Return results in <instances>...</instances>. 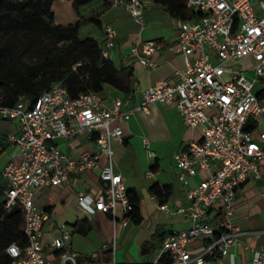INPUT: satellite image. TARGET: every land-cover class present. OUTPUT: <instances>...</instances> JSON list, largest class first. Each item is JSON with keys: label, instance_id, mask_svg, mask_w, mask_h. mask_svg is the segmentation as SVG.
Listing matches in <instances>:
<instances>
[{"label": "built area", "instance_id": "1", "mask_svg": "<svg viewBox=\"0 0 264 264\" xmlns=\"http://www.w3.org/2000/svg\"><path fill=\"white\" fill-rule=\"evenodd\" d=\"M111 2L144 23V0ZM185 6L192 16L176 18L171 45L183 54L185 67L174 82L159 79L144 89L134 108H125L128 97L116 96L107 102L93 90L71 97L61 81L53 82L29 104L22 97L13 105L0 103V120L17 122L18 131L9 134L8 140L20 151L18 161L10 159L2 168L6 182L2 201L6 208L16 203L23 207L26 235L25 244L7 245L9 264H218L217 258L228 254L241 233L231 222L237 191L244 182L260 179L264 164V131L256 138L245 129L251 117L264 118V96L255 90L264 79V0H185ZM115 37L113 27L103 28V57L109 58ZM162 46L156 38L139 40L129 53L142 66L154 68L157 62L150 56ZM246 58L251 65L244 62ZM154 101L174 102L186 124L200 132L173 154L176 178L187 186L186 203L176 211L187 217L189 226L163 237L150 262H117L114 237L109 261H99L97 252L83 257L69 247L71 228L65 223L57 224L44 242L49 212L34 201L43 187L71 183L86 212L119 216L123 225L130 220L132 205L123 176L114 169L112 143L124 139L121 122L133 110L148 113ZM84 133L95 140L94 150L74 156L56 143V139L71 141ZM142 144L154 155L147 137ZM97 167L104 185L93 194L82 175ZM198 174V181L189 185L188 178ZM158 207L169 210L164 202ZM196 239L205 242L192 253L189 246ZM163 256L170 262H162ZM244 264H264V243L251 249V259Z\"/></svg>", "mask_w": 264, "mask_h": 264}, {"label": "crops", "instance_id": "2", "mask_svg": "<svg viewBox=\"0 0 264 264\" xmlns=\"http://www.w3.org/2000/svg\"><path fill=\"white\" fill-rule=\"evenodd\" d=\"M61 4L67 6L70 12L73 11L72 2L55 0L52 3L56 23L66 24L56 20V12L60 10L58 8ZM95 8L101 11V28L95 27L94 35L103 40V28L107 25L113 27L116 37L113 48L109 50V58L117 67L132 71L127 92L104 85L101 94L107 102L116 96L128 97L125 108L132 109L140 103L144 89L155 81L165 78L174 82L178 79L185 61L182 53L171 48L176 36V18L169 15L164 6L154 0H144L143 24L136 22L124 6L113 4L111 0L110 3L96 0L95 5H91L84 15ZM74 17L75 20L78 19L75 12ZM90 24L94 27L91 22ZM152 37H157L163 46L150 56L157 65L148 68L142 66L129 52L130 46L135 42ZM244 62L252 64L250 58L244 59ZM262 88L264 79L255 85L256 91ZM149 109L148 113L133 110L130 117L121 122L123 141L112 143L118 155L117 160L113 157L114 169L122 174L126 188L137 192L141 220L138 223L129 220L123 225L119 216L113 218L110 213L101 211L86 212L78 204L76 189L71 183L59 187H43L35 193L34 201L40 207H49L44 242H48L55 233L57 224L65 223L71 228L69 247L83 257L97 252L99 261H109L112 258L110 250L114 237V259L117 262H150L155 258L163 237L189 226L187 217L176 211L186 203L187 186L176 178L173 154L182 149L191 138H198L200 132L186 124L174 102L167 104L154 101L149 104ZM249 121L248 130L258 138V132L264 131V118L257 115ZM17 131L16 121L0 120V201L6 187L2 168L8 160L18 161L20 158L19 149L8 140V135ZM143 137L148 138L154 155L151 156L146 151L142 144ZM56 143L74 156L83 150L96 148L95 140L88 138L86 133L71 141L56 139ZM98 173L97 167L82 175L87 189L93 194L104 185ZM261 173L260 179L244 182L237 191L231 222L241 233L236 242L229 246L228 254L217 258L218 264L247 263L251 259V249L260 248L264 243V232H261L264 229V164L261 166ZM200 176L198 174L188 178V184L194 185ZM153 183L168 186L170 195L164 203L169 210L160 209L158 199L152 197L149 187ZM117 212L121 215L119 208ZM204 242L205 240H193L189 246L191 252L199 251Z\"/></svg>", "mask_w": 264, "mask_h": 264}, {"label": "trees", "instance_id": "3", "mask_svg": "<svg viewBox=\"0 0 264 264\" xmlns=\"http://www.w3.org/2000/svg\"><path fill=\"white\" fill-rule=\"evenodd\" d=\"M53 1L0 0V103L13 105L22 97L29 104L55 81H61L71 97L87 90L101 92L104 85L127 92L132 71L117 67L112 59L101 55L103 40L92 34L79 35L82 20L101 28L99 9L85 15L80 12L83 5L93 0H71L78 19L66 24L56 23ZM154 1L172 17L192 16L185 0ZM34 55L36 61L26 60ZM258 95L264 96V88ZM245 129H249L248 123ZM149 189L160 203L170 195L167 185L153 183ZM127 195L132 205L128 215L138 223L139 196L134 189H127ZM12 242L26 243L24 209L19 203L6 208L1 200L0 264H9L5 249ZM161 261L169 263L170 258L163 256Z\"/></svg>", "mask_w": 264, "mask_h": 264}, {"label": "rangeland", "instance_id": "4", "mask_svg": "<svg viewBox=\"0 0 264 264\" xmlns=\"http://www.w3.org/2000/svg\"><path fill=\"white\" fill-rule=\"evenodd\" d=\"M95 1L96 0H93V2L91 1L89 4H86V5H83L81 8H80V12L82 15H84V12L87 10V9H90L91 5H95ZM104 3H110V0H102ZM60 10H57L56 12V20L58 22H62V23H68V22H73L75 21V17H74V12L70 10L69 12V8L67 6H65L64 4H61L59 5V8ZM78 17V16H77ZM90 22L87 21V20H82L81 22V27H80V32H79V35L80 36H84L86 34H92L94 35V31H95V26L92 27L90 26ZM91 32V33H90ZM96 36V35H95ZM99 40V36L97 37ZM152 38H157V37H152ZM37 57L34 55L31 59L27 57V61H36ZM114 147V145H113ZM113 157L115 160L118 159V155H117V151L114 150L113 148ZM2 181V180H1Z\"/></svg>", "mask_w": 264, "mask_h": 264}]
</instances>
